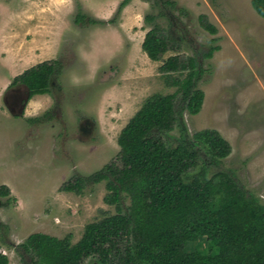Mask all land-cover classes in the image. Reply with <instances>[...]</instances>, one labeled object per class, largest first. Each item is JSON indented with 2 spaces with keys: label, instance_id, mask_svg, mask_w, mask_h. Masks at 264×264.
Returning a JSON list of instances; mask_svg holds the SVG:
<instances>
[{
  "label": "rangeland",
  "instance_id": "obj_1",
  "mask_svg": "<svg viewBox=\"0 0 264 264\" xmlns=\"http://www.w3.org/2000/svg\"><path fill=\"white\" fill-rule=\"evenodd\" d=\"M121 1L0 0V190H10L0 193V248L11 264L21 263L16 247L34 232L71 234L76 243L86 224L116 212L105 202V181L81 193L59 188L115 158L119 134L143 102L176 90L160 72L167 58L198 53L213 38L218 49L198 82L203 105L183 119L190 133L212 128L229 141L221 167L264 203V17L252 0H175L183 11L131 0L118 12ZM149 12L183 41L159 61L142 49ZM78 13L85 21H75ZM202 16L217 33L201 26ZM53 59L61 66L51 93L28 99L25 86L9 88Z\"/></svg>",
  "mask_w": 264,
  "mask_h": 264
},
{
  "label": "trees",
  "instance_id": "obj_2",
  "mask_svg": "<svg viewBox=\"0 0 264 264\" xmlns=\"http://www.w3.org/2000/svg\"><path fill=\"white\" fill-rule=\"evenodd\" d=\"M130 1L122 0L118 12ZM154 3L184 10L175 0ZM252 6L264 17V0H252ZM156 18L146 14L151 27L142 43L153 61L183 45ZM201 18L203 28L217 33ZM83 20L78 13L75 21ZM216 41L198 53L167 58L160 72L176 90L143 102L121 130L115 158L89 175L75 173L59 188L81 193L105 181V202L116 212L86 224L76 243L71 234H30L16 247L20 264H264V203L240 184L234 170L221 167L232 150L229 141L212 128L190 133L183 119L184 111L197 114L203 105L198 82L204 61L218 49ZM60 66L57 59L41 62L15 76L10 86H25L28 99L51 93ZM176 129L178 136L172 134ZM0 193L10 190L2 186ZM199 242L203 246L188 250L189 243ZM0 264H11L1 248Z\"/></svg>",
  "mask_w": 264,
  "mask_h": 264
},
{
  "label": "flooded vegetation",
  "instance_id": "obj_3",
  "mask_svg": "<svg viewBox=\"0 0 264 264\" xmlns=\"http://www.w3.org/2000/svg\"><path fill=\"white\" fill-rule=\"evenodd\" d=\"M18 85V84H17ZM17 85H13V86H10L9 88H11V87H15V86H17ZM28 92V91H27ZM28 94V93H27ZM18 101V100H17ZM24 99L22 100V102L24 103Z\"/></svg>",
  "mask_w": 264,
  "mask_h": 264
}]
</instances>
